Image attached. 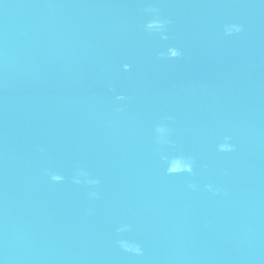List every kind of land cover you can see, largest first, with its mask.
I'll return each mask as SVG.
<instances>
[{
	"label": "water",
	"instance_id": "1",
	"mask_svg": "<svg viewBox=\"0 0 264 264\" xmlns=\"http://www.w3.org/2000/svg\"><path fill=\"white\" fill-rule=\"evenodd\" d=\"M0 264H264V0H0Z\"/></svg>",
	"mask_w": 264,
	"mask_h": 264
}]
</instances>
